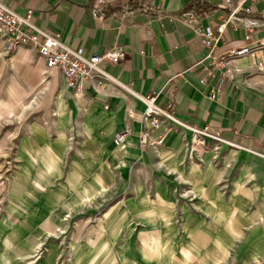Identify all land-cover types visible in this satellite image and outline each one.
<instances>
[{
    "label": "crops",
    "instance_id": "1",
    "mask_svg": "<svg viewBox=\"0 0 264 264\" xmlns=\"http://www.w3.org/2000/svg\"><path fill=\"white\" fill-rule=\"evenodd\" d=\"M0 3L21 16L30 13L34 26L57 35L63 45L86 56L114 47L125 51L124 60L100 65L112 82L102 89L86 83L82 95H77L59 72H45L43 61L33 51L21 48L7 55L0 50V72L7 68L30 72L25 87L35 89L32 98L46 128L34 133L32 141L22 139L18 146L32 178L38 174L40 183L49 185L63 175L60 168L67 167L65 191L76 201L94 198L110 185L104 163L118 168L126 182L155 185L153 191L162 194L161 199L165 184L173 190L181 184L202 209L200 214L187 211L183 216V247L192 246L188 245L191 232L199 236V257L189 254L192 259L218 264L231 248L238 249L234 255L240 264H264V48L256 57L224 60L230 50L264 41V26L246 39L242 28L228 25L207 47L203 38L170 17L194 10L201 15V26L214 31L222 14L221 0ZM142 4L158 10L144 9ZM195 4L202 10H196ZM96 6L105 18L93 17ZM247 6L248 17L264 23V0ZM228 70L234 72L227 79ZM152 94L157 95L159 106L173 104L175 116L187 125L208 127L250 152L210 140H205V147L194 146L190 131L167 123L150 135L151 139L164 135L161 145L142 149L138 144L142 127L136 120L131 122L128 143L123 149L116 147L114 137L123 129L126 114L139 115L145 109L137 96ZM213 160L221 166L214 167ZM225 176L235 186L228 199L218 186ZM173 230L177 231L175 224ZM203 248L217 249V256L205 260Z\"/></svg>",
    "mask_w": 264,
    "mask_h": 264
},
{
    "label": "rangeland",
    "instance_id": "2",
    "mask_svg": "<svg viewBox=\"0 0 264 264\" xmlns=\"http://www.w3.org/2000/svg\"><path fill=\"white\" fill-rule=\"evenodd\" d=\"M29 77L27 71L0 72V264H180L175 261L181 257L184 212L202 211L181 184L174 190L165 184L161 199L155 185L126 182L118 168L104 163L110 185L94 198L76 201L65 191L67 167L49 185L41 184L38 174L30 176L18 146L46 128L32 98L35 89L25 87ZM229 180L225 176L218 185L227 199L235 191ZM198 237L188 236L191 257H199ZM237 250L228 249L218 264H240ZM202 251L207 261L217 256L215 248ZM191 264L203 263L191 258Z\"/></svg>",
    "mask_w": 264,
    "mask_h": 264
},
{
    "label": "built area",
    "instance_id": "3",
    "mask_svg": "<svg viewBox=\"0 0 264 264\" xmlns=\"http://www.w3.org/2000/svg\"><path fill=\"white\" fill-rule=\"evenodd\" d=\"M259 0H221L218 9L222 12L219 16V24L213 31L209 26L202 27L201 15L194 10H188L181 13L179 17H170L173 20H179L185 26L190 28L195 35L203 38L204 43L209 47L211 39L218 40L225 28L230 25L233 28H242L246 33V39L252 34L254 29L264 26L259 21L249 18L250 9L247 4H255ZM144 9H150L157 12L148 5H143ZM161 13V11H158ZM264 16V12L261 13ZM93 17L103 19L105 14L98 6L92 9ZM31 15L26 16L16 14L12 9L0 3V50L7 55L13 54L21 48L33 51L38 59L42 60L45 72L57 71L61 74L66 83L72 87L77 95H82L84 84H95L98 88H103L106 82H112L113 79L101 69L102 63H117L124 60L125 51L121 47H114L101 55L86 56L81 51L72 50L63 45L58 36L43 31L34 26L30 21ZM216 33L215 37L213 33ZM264 48V41H260L252 47L245 45L238 49L228 52L224 60H235L243 56H257ZM232 70L226 72L228 79L233 75ZM222 81L220 82L221 85ZM145 106V109L139 115L128 112L124 119L123 129L114 137L116 147L123 149L132 135L131 122L136 120L142 127V132L138 137L139 147L144 149L147 146L158 147L161 145L164 135L157 139H151L150 135L159 129L162 123L191 132V141L194 146H204L205 140H210L216 145H225L231 149L250 152L249 149L241 147L231 141L226 140L220 134L211 131L208 127L196 128L187 125L175 116V107L173 104H167L165 107L156 104V94L137 96ZM213 99V95L210 96Z\"/></svg>",
    "mask_w": 264,
    "mask_h": 264
},
{
    "label": "bare ground",
    "instance_id": "4",
    "mask_svg": "<svg viewBox=\"0 0 264 264\" xmlns=\"http://www.w3.org/2000/svg\"><path fill=\"white\" fill-rule=\"evenodd\" d=\"M188 234H189L188 231L185 230V235H188ZM180 253H181V257L178 258L179 261H177V262H179L180 264H191V257L189 255L188 250L185 249V247L182 246ZM176 260H177V258H176Z\"/></svg>",
    "mask_w": 264,
    "mask_h": 264
},
{
    "label": "trees",
    "instance_id": "5",
    "mask_svg": "<svg viewBox=\"0 0 264 264\" xmlns=\"http://www.w3.org/2000/svg\"><path fill=\"white\" fill-rule=\"evenodd\" d=\"M196 6H195V9L196 10H198V11H201L202 10V8L201 7H198V4H195ZM193 5L192 6H189V8L188 9H193Z\"/></svg>",
    "mask_w": 264,
    "mask_h": 264
}]
</instances>
